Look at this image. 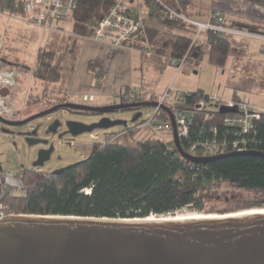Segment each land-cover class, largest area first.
I'll return each mask as SVG.
<instances>
[{"label":"trees","instance_id":"16d2710c","mask_svg":"<svg viewBox=\"0 0 264 264\" xmlns=\"http://www.w3.org/2000/svg\"><path fill=\"white\" fill-rule=\"evenodd\" d=\"M133 3L135 0H129V4ZM116 4L117 0H76L71 17L53 24L33 63V78L43 88L38 94H33L32 89L27 101L29 106L40 104L46 98L52 107L66 103L85 40L92 37L97 25ZM179 4L177 0H144L143 6L151 8L149 14L156 15L155 10L165 6L179 12L182 10ZM0 14L11 17V20L24 21L23 25L32 30L30 40L38 41L42 29L26 20L25 0H0ZM64 22L71 23L70 30L66 29ZM232 26L251 31L264 30V27L245 23ZM145 28L153 54L143 55V62L155 71H163L171 64V59H184L195 34L194 29L180 19H164L162 28ZM208 36L209 62L216 67L224 68L233 45L245 46L242 40L231 36L211 33ZM6 49L4 60L15 63L8 58ZM103 65L104 60L93 59L89 61L88 69L100 72ZM183 96L187 107H197V103L208 97L202 91L184 92ZM238 98L235 95L233 99ZM81 114L93 116L91 113ZM162 117H167L163 110L158 114V118ZM223 119L224 115L219 111L204 108L197 111L195 128L210 130L216 126L222 135L226 131L222 127ZM128 134L132 138L140 135L136 147L119 145L115 134L106 133L104 141L93 144L85 161L53 173L26 169L19 178L22 188L17 192L0 185V201L7 207V213L146 219L174 216L189 208L210 215L212 211L206 207L204 190L223 184L254 194L255 199L246 209L264 208V157L241 155L210 163H194L179 154L172 139L163 140L135 129L129 130ZM248 137L254 144L250 146V152L264 154V115L254 123V130ZM181 146L186 152V144Z\"/></svg>","mask_w":264,"mask_h":264},{"label":"rangeland","instance_id":"374dc122","mask_svg":"<svg viewBox=\"0 0 264 264\" xmlns=\"http://www.w3.org/2000/svg\"><path fill=\"white\" fill-rule=\"evenodd\" d=\"M161 19L163 20L164 17ZM23 22L24 21L18 18L11 20L3 15L0 17V34L5 36V49L7 48L6 54L8 58L19 64L20 67L22 65L30 68V72L27 73L28 75H22V77L20 69V87L16 97L12 100V110L15 115L2 116L4 119L11 122L26 120L52 107V103L48 98L40 104L33 106L27 104L32 89L33 94H38L43 88L41 83L36 82L33 78V63L38 49L42 47L47 40L48 31L39 30L40 37L38 41L30 40L32 30L23 25ZM48 24H50V22ZM64 25L67 30L71 29L70 22H64ZM205 35H208V33L204 32L199 41L194 44L190 55L185 60L180 71L171 64L167 65L163 71H155L153 68L144 65L142 53L132 52L134 53L133 77V71L128 67L129 62L124 53H121V58L115 60L114 57L111 56L109 57L111 60L107 61L106 54L101 55L102 57H97L104 60L102 70L95 73L90 72L88 64L89 61L93 59L90 50H92L91 47L97 46L98 42L93 39H87L84 42L83 51L74 78V80L77 79L78 81L76 88L86 87L88 83V86L91 85L93 87L89 92H96L97 88L102 87V85L98 83V76L103 74V77H107L108 75L111 81L129 86L132 90L135 89L134 86L141 87L142 83H146L147 86H151V88L155 90L154 92L158 94L164 92L171 86L179 95L185 91V88L181 84L187 83L189 86L186 88H190L188 90L191 91L201 88L206 97L232 100L236 95L245 98L249 104L255 105L257 108H264V42L260 40H251L248 42L249 44L243 52L238 46L233 45L231 56L227 60L226 65L224 68H220L211 64L208 60L209 44L205 43L206 47L202 46V39ZM125 48L134 51L131 48ZM132 78H135L134 85L131 83ZM91 80L93 83H91ZM137 82L140 83L137 84ZM28 84L30 85V92L26 96L22 88ZM123 89L125 88L123 87L113 94L106 95L114 97L112 102L104 99L106 96L103 95L97 100L96 106L93 107L110 106L113 102L118 105L117 96ZM82 95L96 94L82 93L76 96ZM81 103L79 98L75 100V104L82 105ZM140 112L142 114L141 118L134 121L135 116ZM153 114L154 109L151 107L143 108L140 111H119L112 113L106 116L112 121L126 122V126H116L109 130H95L92 133H85L77 137H73L67 133L68 128L66 127V123L68 121L74 120L85 124H92L98 122L101 117L59 110L49 116L36 119L23 126H8L0 122L1 173L2 175L13 173L15 177L20 178L22 172L26 169L48 173L63 170L71 165L87 160L91 154L93 144L104 141L106 133L115 134V141L119 145L136 147L141 137L138 134L135 138H132V136L128 134V131L135 129L138 125L147 123ZM56 122H60L61 126L57 128L56 132H51V128ZM33 131H38L37 139L47 141L48 144L30 146L27 143V139L32 135ZM142 134L154 135L157 138L167 141L173 140V136L168 135L167 132L157 131L154 125L146 126ZM92 136L96 139H93ZM51 147H53L54 150L50 159L45 162L42 167L35 166L40 151L44 148L49 149ZM196 156L204 158L208 155L200 151ZM13 191L17 192L18 190ZM204 193L207 195L206 207L208 210L212 211L210 215L217 216L248 211L246 206L255 199L252 193L232 188L224 184L215 188L205 189ZM252 210L258 211L264 210V208ZM197 214L206 215L204 213L195 212L189 208H184L170 217Z\"/></svg>","mask_w":264,"mask_h":264},{"label":"water","instance_id":"95a60500","mask_svg":"<svg viewBox=\"0 0 264 264\" xmlns=\"http://www.w3.org/2000/svg\"><path fill=\"white\" fill-rule=\"evenodd\" d=\"M7 90L1 95L6 96ZM157 107L154 102L113 104L104 107L75 103L56 105L26 120L8 126H23L59 110L91 113L101 119L92 124L70 120L67 133L73 137L95 130H109L126 122L112 121L109 114ZM173 140L179 154L194 163H210L232 156H258V152L192 157L181 146L173 114ZM222 107L220 113H235ZM138 113L134 121L141 118ZM61 126L56 122L51 132ZM27 139L30 146L47 141ZM54 148L42 149L35 166L42 167ZM264 210L241 217L190 220L107 219L75 216L10 215L0 219V264H264ZM232 215V214H231Z\"/></svg>","mask_w":264,"mask_h":264},{"label":"built area","instance_id":"2783aa9c","mask_svg":"<svg viewBox=\"0 0 264 264\" xmlns=\"http://www.w3.org/2000/svg\"><path fill=\"white\" fill-rule=\"evenodd\" d=\"M27 5L26 20L30 21L35 27L42 30H51L56 21L67 20L71 17L75 7L76 0H25ZM126 0H117V4L109 11L106 17L97 25L90 39L101 43H109L115 46L128 47L140 51L143 55H152L153 51L148 42L146 30L144 26V17L140 9L144 4V0H135L133 4H127ZM164 7V6H163ZM164 19L175 20L180 19L188 27L194 29L192 46L184 59H171L172 66L181 70L185 60L190 55L193 46L200 35L204 32L213 35L231 36L238 40H260L264 42V30L251 31L247 29L235 28L228 24L224 17L216 14L207 24L196 23L183 16L180 11H175L164 7L157 8L154 12ZM1 17V14H0ZM9 19L11 17L8 16ZM50 22V24H48ZM6 47L5 36L0 34V115H15L12 110V100L16 97L19 90L20 69L22 75L27 76L30 68L24 67L17 63H9L4 60ZM101 83V77L98 78ZM28 84L22 88L24 95L30 92ZM2 90H7L6 96L1 95ZM184 92L179 95L171 86L162 93L154 91H144L142 89H134L126 91L123 89L118 94L119 104H134L143 102H154L157 107L151 119L142 125H138L135 130L143 131L148 125H154L157 131L167 132L173 135V124L169 113L162 109L167 108L174 116L180 143L186 144V153L192 157H197L200 151L205 152L208 156H221L229 153H245L250 152V146L254 145L248 137L254 130V123L259 121L264 115V108H257L255 105L249 104L245 99L222 100L207 97L197 103V107H187L184 102ZM79 98L81 104L85 106H96L97 95L76 96L69 93L66 103H75ZM107 101H113V96H107ZM11 104V105H10ZM116 104L115 102L110 105ZM222 107L235 109V113L224 115L222 127L226 131L221 135L218 127L210 130L196 127L197 111L207 108L208 110L221 111ZM165 111L167 117L158 118L160 111ZM194 129V130H193ZM196 130V131H195ZM193 132V133H192ZM93 139H96L92 136ZM174 141V140H173ZM174 143V142H173ZM0 182L3 188L19 190L22 183L13 173L2 175ZM12 214L7 213V207L0 201V219L8 217Z\"/></svg>","mask_w":264,"mask_h":264},{"label":"crops","instance_id":"0c3cea01","mask_svg":"<svg viewBox=\"0 0 264 264\" xmlns=\"http://www.w3.org/2000/svg\"><path fill=\"white\" fill-rule=\"evenodd\" d=\"M177 1L180 3L179 5L182 8L180 13L182 12L183 16H185L186 18H188L191 21H194L196 23L207 24L212 20V18L216 14H220L224 17L225 21L230 25H234L236 23H245L248 25L264 27V0H177ZM125 2L127 4H129V0H126ZM150 9L151 8L147 7V6H143L140 9V11L142 12V15L144 17V26L145 27L162 28V24L164 22V19L162 20L161 16L149 14ZM146 29L147 28H145V30ZM201 35H200V37H201ZM200 37H199V39H200ZM199 39H198V41H199ZM249 41H251V40H242V42H244L246 44L244 46V48L239 47V45H236V46H238V48H240L241 51L243 52L244 49L247 48ZM202 42H203L202 46L206 47V44L207 43L209 44V36L205 35V37H203V39H202ZM91 49L92 50H90V52L92 55L91 57H93V59H101V58H97V57H102L101 55L106 54L107 61L111 60L109 58L111 56L114 57V60H115V59L121 58V53L126 54V59L129 62L128 67H130V69L133 71L132 77L134 76V68H133L134 53H137V52L141 53L140 51H138L136 49H133L134 51H132V50H129L125 47L115 46L113 44L101 43V42H98L97 46L95 45V46L91 47ZM132 52H134V53H132ZM93 59H91V60H93ZM208 60H209V58H208ZM189 66L191 67L192 65H189ZM103 76H104L103 74L100 75L102 82L100 83L98 81V83L100 85H102V87L97 88L96 92H91V93L89 92L93 87L91 85L88 86V83H87L86 87L76 88L78 85L77 84L78 81H77V79H75L73 81V84H72L71 89L73 91L71 90V93H74L76 95H80L82 93H84V94H96L98 99H100V97H102L103 95L106 96V95L113 94L114 92L119 91L123 87L124 88H126V87L130 88L129 86H124L121 83L117 84L115 81H111L109 79L108 75H107V77L106 76L103 77ZM186 76H188V75H186ZM112 79H114V78H112ZM134 81H135V78H132L131 83H133V85H134ZM91 83H93L92 80H91ZM139 83L140 82H137V84H139ZM145 84L146 83H142L141 87H139V86H134V87H135V89H142L144 91H155L154 89L151 88V86L148 85L149 86L148 87L147 84L146 85ZM181 85H183V87L185 88L184 89L185 91L182 90L185 93H196L198 91H202L204 93V91L201 88H198L197 90H191V91L188 90L190 88H186L189 86L187 83H184ZM106 97H104V99ZM242 99H245V98H242Z\"/></svg>","mask_w":264,"mask_h":264},{"label":"bare ground","instance_id":"6f19581e","mask_svg":"<svg viewBox=\"0 0 264 264\" xmlns=\"http://www.w3.org/2000/svg\"><path fill=\"white\" fill-rule=\"evenodd\" d=\"M263 212V211H262ZM259 213V210H248V211H243L239 212L236 214H230V215H225V216H217V215H188V216H176V217H167V219H174V220H190V219H202V218H226V217H241V216H246V215H252ZM264 213V212H263ZM161 218V217H160ZM158 219L156 217H150L149 220H155ZM162 219H166L163 218Z\"/></svg>","mask_w":264,"mask_h":264},{"label":"flooded vegetation","instance_id":"af4514ba","mask_svg":"<svg viewBox=\"0 0 264 264\" xmlns=\"http://www.w3.org/2000/svg\"><path fill=\"white\" fill-rule=\"evenodd\" d=\"M21 121V120H20ZM19 122V121H18ZM34 132V131H33ZM37 134H38V131H37ZM34 138H38V135H36ZM1 168H0V173H1ZM1 177H2V173L0 174V179H1ZM0 185L2 186V184H1V182H0Z\"/></svg>","mask_w":264,"mask_h":264}]
</instances>
